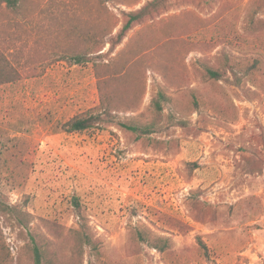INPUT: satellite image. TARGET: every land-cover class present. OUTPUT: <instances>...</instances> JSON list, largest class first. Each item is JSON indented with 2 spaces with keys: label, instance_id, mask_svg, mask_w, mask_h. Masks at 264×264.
I'll use <instances>...</instances> for the list:
<instances>
[{
  "label": "rangeland",
  "instance_id": "374dc122",
  "mask_svg": "<svg viewBox=\"0 0 264 264\" xmlns=\"http://www.w3.org/2000/svg\"><path fill=\"white\" fill-rule=\"evenodd\" d=\"M115 1L117 12L146 0ZM100 4L25 0L0 45L22 73L0 85V264H34L33 238L43 264H264V0H166L106 56L146 49L129 70L137 108L116 114L150 120L162 87L161 124L180 121L151 134L159 143L114 123L61 128L99 95L92 63L55 59L68 47L59 30L71 19L85 31L87 17L96 29ZM226 63L206 79L205 66ZM139 231L170 245L160 252Z\"/></svg>",
  "mask_w": 264,
  "mask_h": 264
},
{
  "label": "trees",
  "instance_id": "16d2710c",
  "mask_svg": "<svg viewBox=\"0 0 264 264\" xmlns=\"http://www.w3.org/2000/svg\"><path fill=\"white\" fill-rule=\"evenodd\" d=\"M99 15L96 20V29L92 27V19L87 17L85 23L87 29L85 31L78 30V22L71 19L66 22V29H60L59 33H64L68 43L67 49L62 56L58 52H54L55 59H68L73 64L92 63L94 75L97 79V90L99 95V105L96 111H87L73 115L68 120L62 123L61 128L66 132H80L88 130L92 127L100 126L104 123H114L121 128L133 133L136 139L145 138L149 141H160L151 138V134L163 131L166 127L173 123H179L180 120H174L173 115L168 116V124H161V115L165 106L171 102V97L166 94L162 87L157 86L155 93L150 100V109L152 118L150 120H139V118L121 119L117 116L119 111H133L137 108L136 87L139 83L133 79L129 70L134 60L146 50L142 49L138 53H134L131 58H124L122 55L106 57L119 44L124 38L127 31H129L135 24L142 22L145 18L152 17L159 10H161L166 0H146L143 5L135 9L124 10L121 8L114 12L108 9L107 2L111 0H100ZM115 1V0H112ZM117 1V2H116ZM113 4H122L120 0H116ZM25 0H0V45H4L9 41L7 32L11 29V25L19 26L21 21L17 17H24L27 12L22 10ZM138 0H133L130 4H136ZM130 4H125L129 6ZM23 19V18H21ZM58 21L60 24L59 16L55 15L50 21ZM79 21V19H78ZM77 23V24H76ZM57 24V25H58ZM8 44V43H7ZM106 44L110 45L109 50L106 52L104 48ZM14 45V44H12ZM135 58V59H133ZM104 59H107L104 61ZM6 58L3 51L0 50V85L8 82L17 81L22 76L21 71L16 69L13 65L5 61ZM225 71L212 68L209 66L204 67V76L206 79L219 80L223 77L226 68L230 67L224 64ZM231 73L234 71L229 69ZM30 71V70H29ZM161 75L166 74L165 67L159 70ZM29 75V74H27ZM127 80L128 84H132L131 92L124 93L122 89L123 82ZM130 85L126 87L129 89ZM157 85V84H156ZM193 103H197L196 99ZM140 116V114H138ZM166 143L161 140V144ZM84 229V225H81ZM77 241L80 245L86 244L88 246L95 245L89 234L82 230H77ZM139 241L146 243L148 246L162 252L169 247L168 239L160 236H151L146 232H137ZM32 251L34 264H43L44 249L34 240L32 241Z\"/></svg>",
  "mask_w": 264,
  "mask_h": 264
}]
</instances>
